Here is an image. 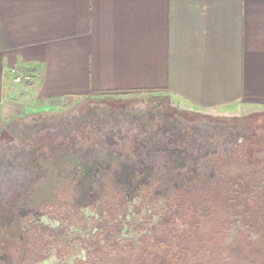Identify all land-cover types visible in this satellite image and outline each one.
I'll use <instances>...</instances> for the list:
<instances>
[{
	"label": "rangeland",
	"instance_id": "obj_1",
	"mask_svg": "<svg viewBox=\"0 0 264 264\" xmlns=\"http://www.w3.org/2000/svg\"><path fill=\"white\" fill-rule=\"evenodd\" d=\"M30 111L0 121V230L20 224L18 264H264V113L156 92Z\"/></svg>",
	"mask_w": 264,
	"mask_h": 264
},
{
	"label": "crops",
	"instance_id": "obj_2",
	"mask_svg": "<svg viewBox=\"0 0 264 264\" xmlns=\"http://www.w3.org/2000/svg\"><path fill=\"white\" fill-rule=\"evenodd\" d=\"M137 92L264 113V0H0L1 122L32 100Z\"/></svg>",
	"mask_w": 264,
	"mask_h": 264
},
{
	"label": "trees",
	"instance_id": "obj_3",
	"mask_svg": "<svg viewBox=\"0 0 264 264\" xmlns=\"http://www.w3.org/2000/svg\"><path fill=\"white\" fill-rule=\"evenodd\" d=\"M181 158H183L184 160H185V158H186V156L183 154V153H181L180 155H179ZM178 158L179 157H177L176 158V160H174V161H177L178 163V166H182V165H184L186 162L185 161H182V163L183 164H179V162H181L180 160H178ZM187 159V158H186ZM185 162V163H184ZM7 218H9L6 222L8 223V224H10L9 226H8V228L6 229L4 226V228H5V233H6V237L4 236L3 237V235H2V232H1V230H0V253H5V254H8V256H9V258H10V261H12L11 263L12 264H18V261L17 262H15L14 261V256H13V254H11V252H8V250H10V248H11V246H14L15 245V233H16V228H17V226H20V224L18 223V222H15V221H13V219H11L10 217H7ZM12 239V241H13V243H12V245H11V243H10V240H8V239ZM10 254V255H9Z\"/></svg>",
	"mask_w": 264,
	"mask_h": 264
},
{
	"label": "built area",
	"instance_id": "obj_4",
	"mask_svg": "<svg viewBox=\"0 0 264 264\" xmlns=\"http://www.w3.org/2000/svg\"><path fill=\"white\" fill-rule=\"evenodd\" d=\"M32 80V76L29 74H22L20 72L16 71V76H15V82L17 83H21L24 81H31Z\"/></svg>",
	"mask_w": 264,
	"mask_h": 264
}]
</instances>
